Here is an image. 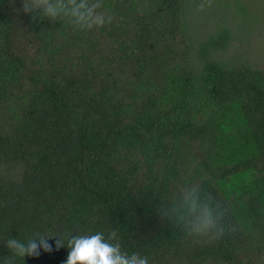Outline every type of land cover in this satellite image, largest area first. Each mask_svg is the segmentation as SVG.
Masks as SVG:
<instances>
[{
    "label": "trees",
    "instance_id": "trees-1",
    "mask_svg": "<svg viewBox=\"0 0 264 264\" xmlns=\"http://www.w3.org/2000/svg\"><path fill=\"white\" fill-rule=\"evenodd\" d=\"M22 5L0 0V264L10 237L65 264L67 234L110 230L148 264H264V0H103L88 32ZM193 197L235 231L188 235Z\"/></svg>",
    "mask_w": 264,
    "mask_h": 264
},
{
    "label": "clouds",
    "instance_id": "clouds-1",
    "mask_svg": "<svg viewBox=\"0 0 264 264\" xmlns=\"http://www.w3.org/2000/svg\"><path fill=\"white\" fill-rule=\"evenodd\" d=\"M102 8L103 0H23L22 5L25 14L33 15L34 19L38 15L40 19H48L53 23L66 22L74 30L84 32L111 23L112 17L102 11ZM188 214L191 219L179 217L178 220H182L183 223L178 226L190 236H210L219 239L226 230L235 231L234 226L225 225L227 208L221 207L219 201L213 206L210 203L201 204L198 197H193L188 204ZM51 238L53 236L39 232L27 240L8 238L5 243L11 256H6L3 264H15V258L38 257L41 249L51 253L52 246L48 243ZM66 238V246L70 251L65 264H148L146 256L122 249L118 230H110L107 235L103 232L91 235L67 234ZM63 246L65 244L59 237L56 240V247L58 249Z\"/></svg>",
    "mask_w": 264,
    "mask_h": 264
}]
</instances>
